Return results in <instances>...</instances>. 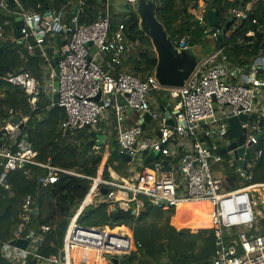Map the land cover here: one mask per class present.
<instances>
[{"label":"built area","instance_id":"1","mask_svg":"<svg viewBox=\"0 0 264 264\" xmlns=\"http://www.w3.org/2000/svg\"><path fill=\"white\" fill-rule=\"evenodd\" d=\"M14 1L23 11L19 18L10 0H0V12L15 15V20L22 21L21 36H18L17 28L5 20L0 25V41H12L28 49L32 55L37 50L41 52L45 59L43 70L46 76L52 81L58 78V92L52 90L57 95L52 98V107L57 106L66 113L61 129L90 127L96 131L101 122L109 125L112 114H115L119 154L131 156V163L143 168L126 178L107 163L109 178L103 175L99 178L86 177L92 184L86 196H91V201L85 207L95 202L94 196L101 192V188L109 189L104 202L113 211L114 208H122L143 212L146 205L143 198L152 207L166 205L176 211L182 204L208 203L211 208L210 229L214 230L216 238L211 264H264V226L261 224L264 221V203L260 199L263 206L260 209L255 199L258 193L256 188H264V183H253L255 178L251 173L263 155L258 148L261 141L258 135L263 131L260 122H264V55L250 66H236L225 53L224 45L199 65L184 87L166 88L159 85L154 72L145 80L127 71L119 72L123 60L139 43L129 39L125 23L111 29L113 11L109 8V0H99L97 19L85 24L80 23V18L86 0H78L77 15L73 13L70 22L64 21L62 12L51 10L50 16L46 17L45 10L44 13L25 11L19 0ZM125 1L131 5V12H135L134 6L138 0ZM202 2L200 8H194L193 15L204 26L205 36H211L216 43V37L223 32V27L220 24L217 28L208 26V4ZM41 8L39 4L37 9ZM233 18L242 23L248 18V13L241 8L234 9ZM8 31L11 32L10 36ZM47 36L52 39L62 36L64 43L57 51L58 75L53 64L54 56L48 53L50 45L43 42ZM247 36H254V32H249ZM182 40L175 44L180 46ZM55 42L52 40L50 44ZM90 42L93 43L92 47L88 46ZM46 76L43 81L47 82ZM6 80L24 90L33 110L39 109L43 86L37 78L28 72H21ZM99 95L100 99H97ZM147 113L151 115V121L143 128ZM242 114L249 117L247 122L242 123L244 134L239 146L244 148V156L237 159L233 150L220 154V150L234 141L229 119ZM132 115L136 121L128 123ZM13 118H19L20 123H14ZM28 119L20 117V112L11 110L0 128L4 138V144L0 147V168H3L0 172V196L2 191L10 192L12 189L10 172L22 171L26 177H30L31 167L45 171L39 177L42 189L56 184L61 174L85 177L54 165L50 159L47 162L38 160V151L32 147L20 127ZM169 120L174 121V125L168 124ZM154 123L156 126L152 127ZM105 140L104 137L96 139L95 154L102 151ZM246 150L251 153L247 168L243 170L238 160H244ZM150 154L155 158L145 165V159ZM165 161L170 166L169 172L161 165ZM156 163L160 164L159 168L152 166ZM219 164H228L235 175L247 181L248 185L234 187L231 178L216 171L215 166ZM145 171L154 174L151 188L142 184L141 177ZM35 207L32 196H27L19 213V223L13 230V240H27L30 250L37 253V242H43L44 234L51 231V226H35ZM78 218L72 228L74 217L70 219L59 258L43 264H67L65 247L69 235L75 244L102 249L105 264H114L106 258L107 255L126 259L141 247L133 235L120 234V231L108 225L82 226ZM9 246L13 250L3 246L0 236V251L8 259L23 264L22 260L30 255V250L22 251L11 244Z\"/></svg>","mask_w":264,"mask_h":264},{"label":"trees","instance_id":"2","mask_svg":"<svg viewBox=\"0 0 264 264\" xmlns=\"http://www.w3.org/2000/svg\"><path fill=\"white\" fill-rule=\"evenodd\" d=\"M199 1L201 0H157L158 17L167 28L174 43H179L187 36L189 37L188 44L195 45L205 37L203 25L189 12L190 7L198 8ZM203 1L213 3L214 10L218 13L220 27H225L229 20L234 19V9L241 8L248 13V18L244 22L240 25L235 23L232 25L231 29L235 30V35L225 43V53L234 65L250 66L256 59L264 55V48L262 47L264 44V2L262 0ZM48 2L53 12H62L63 19L66 22H70L73 16L72 7L79 6L78 0H48ZM19 3L25 11L37 10L44 13L45 5L42 0H19ZM39 4L42 5L40 10L37 9ZM99 8V0H86V7L82 11L80 23L85 24L96 20ZM111 14V29H116L121 23H125L127 27L126 34L129 39L139 43L137 48L123 60L119 72L127 71L141 77L143 80L147 79L155 70L157 55L154 52L151 40L140 30L138 15L133 11L125 14L126 17L122 20L121 15L114 12H111ZM15 18V15L12 16L8 13L0 12V25L5 20H9L16 29ZM249 32H254V36L248 37L247 34ZM8 35H11L10 31H8ZM48 40L58 42L60 47L63 45L62 36H57L55 39L46 37L43 41L45 45H50ZM32 42L35 43L34 40ZM229 45L232 46L229 48ZM48 53L50 55L53 53L51 48ZM44 64L45 59L39 50L32 55L28 49L20 47L12 41H0V128L4 124V120L9 117L11 110L20 112V117H29L22 129V133L27 136V140L32 147L38 151V160L47 162L50 159L54 165L85 177L61 174L60 180L56 184L43 188L39 197V177L45 173L43 169L31 167L32 175L30 177H26L22 171L11 172L9 174V182L12 185L15 196L10 198L8 193L1 192L0 236L3 239L8 232L13 231L19 223V213L22 205L27 196H32L36 205L38 201L40 202V214L38 217H33L34 222L37 221L39 225L51 226V231L45 236L41 246V248H44L43 254L53 257L62 248L66 229L70 219L75 214L77 218L79 217L78 223L82 226H86L85 223L96 220L94 221L96 225L89 227L108 225L120 231V234L130 236L127 233L130 231L127 227L128 224L133 222L144 223L149 215L150 203L146 202L145 210L137 217L134 216L122 220H114L110 217L112 209L104 201H100L99 206L85 208L86 204L85 202L82 204V202L88 195L92 184V181L86 177H97L103 159L102 154H95L96 139L106 138L101 152L103 153L105 148L110 146L109 165L115 162H126L120 157L119 147L116 142V116L112 114L109 125H106L107 122H101L96 131L90 127L70 131L60 130V124L65 120L66 113L57 106L52 107V98L57 96L55 93L51 92L49 94L48 92L45 94L43 92L39 109L33 110L24 90L13 86L6 80L11 75L28 72L31 76L43 82ZM53 64L55 67V59ZM254 119L255 117L252 120ZM103 131H106V134H103ZM258 148L263 151V155L254 171L257 177L264 179V138L259 142ZM2 171L3 168H0V172ZM104 177L109 178L108 169H106ZM244 185H248V183ZM80 205L81 207L79 208ZM176 212L174 209L172 213L175 215ZM100 216H102L103 220L100 219ZM178 218L182 219L183 224L187 223L185 215H179ZM261 224L264 226V221ZM209 231H201V237L204 238L203 235L209 237L212 245L204 249L203 255L205 254L206 261L199 264H210L209 259L216 250L215 235L212 230ZM136 241L142 247L138 252L127 256L128 264H132L135 260L137 261L140 252L145 248L146 250L142 254L144 256L143 262L139 261V264H191L194 259V246H189L182 241L177 243L175 250L171 253H167L164 249V244L157 245L152 243L150 237L148 240L150 243L146 247L141 237ZM181 244H185L186 248L180 247ZM72 245L76 244L73 243ZM94 250L99 253L102 249L95 248ZM102 252L100 251L101 254ZM85 254L86 251L83 250L82 258H80L74 250L72 257L74 259H85L87 258ZM22 263L39 264L32 255L22 260ZM105 263L106 260L102 255L101 264Z\"/></svg>","mask_w":264,"mask_h":264},{"label":"water","instance_id":"3","mask_svg":"<svg viewBox=\"0 0 264 264\" xmlns=\"http://www.w3.org/2000/svg\"><path fill=\"white\" fill-rule=\"evenodd\" d=\"M45 5V14L44 16H50L51 7L49 5L48 0H42ZM11 5L18 13L17 18L23 13L22 9L17 7V4L14 0H10ZM109 8L119 14H129L132 11L131 5L125 0H109L108 1ZM208 10L206 13V18L208 22V26L210 28H217L219 26V18L218 13L214 10L213 3H207ZM78 7L74 9V16L77 15ZM134 10L140 19L139 27L141 32L147 36L152 43L154 52L157 55V65L154 70L155 78L158 83L162 87L166 88H181L184 87L189 79L194 75L199 65L204 62L209 56H211L216 49L223 48L226 41H229L235 35V30H232L231 27L235 23L236 25H240L238 21H234L233 19L229 20L225 27H223V32L219 33L216 37V43L214 46H210L205 43L206 36L201 39L195 45H189L188 40L189 37H184L180 46H177L170 34L168 33L165 25L160 21L158 17V3L157 0H138L134 6ZM22 27V21L19 20L17 22V33L18 36L20 34V28ZM204 27V26H203ZM88 46L92 47L93 43L90 42ZM264 48V44L262 45ZM55 73L59 74V58L55 59ZM52 88L54 92L57 93L59 89L58 78L56 77L53 80ZM100 99V95L97 97ZM163 108V107H162ZM131 113V111L129 112ZM145 123L143 124V128L146 123L151 121V115L149 113L144 116ZM249 117L245 114H242L237 117H232L229 119V128L231 134L234 138V141L226 148L219 151L220 154H225L227 151H234L235 157L238 159L239 157L244 156V148H239L241 145V140L244 134V130L242 128V123L247 122ZM14 123H20L19 118H13ZM168 124L174 125V121L169 120ZM263 131L258 135V139H262L264 136V122H260ZM24 123L20 124L21 129L24 128ZM70 131V130H68ZM4 144V138L2 137V133L0 131V147ZM250 150H246V156L244 160H238V164L242 166L243 170H246L248 161L250 159ZM122 160L126 162H132L131 156L127 154H120ZM155 155L150 154L145 159V165H147L150 161L154 160ZM161 165L164 166V170L167 172L170 171V166L168 162L165 161ZM152 166L160 167L159 163L152 164ZM109 192L107 188H101V192L94 196L95 201H104L105 196ZM42 194V185L40 184V188L38 191V196L40 197ZM39 201L35 207L34 216L38 217L40 214ZM152 208V205H150ZM142 212H139L136 209H128L124 210L122 208H117L115 211H110V217L114 220H122L130 217L138 216ZM38 225V222H35V226ZM11 246L16 247L22 251H29L31 246L27 240H13ZM38 245L41 242H37ZM36 254V250L33 251ZM106 258L111 260L114 264H128L126 259H123L122 256L115 257L111 255H107Z\"/></svg>","mask_w":264,"mask_h":264},{"label":"rangeland","instance_id":"4","mask_svg":"<svg viewBox=\"0 0 264 264\" xmlns=\"http://www.w3.org/2000/svg\"><path fill=\"white\" fill-rule=\"evenodd\" d=\"M202 1L203 0H201V2ZM202 3H200V1H199L198 8H200V4H202ZM193 10H194V8L190 7L189 11L192 14H193ZM59 13H61V12H59ZM121 16H122V18H121L122 20H124L126 17L125 14H122ZM18 21L19 20H16L15 23H17ZM47 37H50V36H47ZM48 41L50 42V40H48ZM205 43L210 45V46L211 45L214 46L215 41L210 36V37H206ZM44 75L46 76L45 72H44ZM46 80H47V82L46 81L41 82V84L43 86V92H45V94H47L48 92H49V94H51V92L53 93V91H52L53 90V88H52L53 81L51 80V78L49 76H46ZM155 126H156V123H154L152 127H155ZM60 130H61V128H60ZM99 154L103 155V159H102V163L99 167L98 174H97L96 178H99L101 175L104 176L106 169H108L107 163L109 162L110 154H111L110 146H107L105 148L104 152L103 153L100 152ZM99 154H97V155H99ZM110 166L113 167V169L115 171H117L119 173V175L126 177V178H130L132 175V172L140 171L143 169L142 167L136 165L135 163H130V162H125V163L115 162L114 164H112ZM215 169L217 172H220L223 176L231 178L233 183H234V187H240V186H243L244 184L248 183L247 181H245L240 176L235 175L234 169L231 168L228 164L216 165ZM108 172H109V170H108ZM251 173L254 174V176H255L253 183L254 182H260V183L263 182L264 183V179L256 176L254 169L251 170ZM179 178H182V176L179 175ZM39 184H40V181H39ZM259 189H260L262 195H264V190H262L261 187ZM259 196H260V194L256 193L255 199L259 204L258 207L260 209H262L263 206L260 203V199H262V196H260V197ZM86 198L84 199V201L88 199V198L87 199ZM143 199L145 200V202L149 203V201L146 198H143ZM84 201L82 202V204L84 203ZM90 201H91V197H90V200L88 202H90ZM99 204L100 203L98 201H95L94 203L90 204L87 207H90V206L96 207V206H99ZM81 205L79 206V208L81 207ZM87 207H85V208H87ZM115 210H117V209L114 208V211ZM173 210H174V208H170L166 205L163 207H160V206L152 207L149 209V215H148L146 221H144V223L141 222L138 224L136 222H133V223L128 224L127 227L130 230L128 232L130 233V235H133V238L135 240H137L139 237H141V240H142L143 244L145 245V247H146V245L148 246L150 243V241H148L149 237L151 238V241L154 244H157V245H160V244L163 245L164 244V249L167 251V253L173 252L175 250L177 243H179V241H182L183 243H185L189 246H192V247L194 246V249H195L194 252L195 253H194V259H193L191 264H199L200 262L206 261L205 257H204L205 254L203 255V251L206 247H211L212 241L209 240L210 238L205 236V235H203L204 238L201 237V233H202L201 231H207L208 232L209 230H212L214 233V230L210 229V227L209 228H200V226L196 223V221H194L195 218L192 214V210L189 207L182 209V211L177 210L175 215L172 213ZM182 214L186 216L187 223L183 224L182 219L178 218L179 215H182ZM75 215L73 216L74 218L76 217ZM135 217H137V216H135ZM100 219L103 220L102 216H100ZM94 221H96V220L90 221V222L85 223V224L88 227L91 225H96V224H94ZM104 226H106V225H104ZM100 227H102V226H100ZM144 229H145V231H144ZM47 234L48 233L44 234V239H45V236H47ZM214 235H215V233H214ZM13 239H14L13 231L8 232L4 236V238L2 239V244L4 247H6L7 250L12 249L9 246V244L13 241ZM185 244H181L180 247L186 248ZM42 245H43V242H41V244L38 245L39 248H38V252L36 254L33 253L34 250L29 251V254L34 256L39 264H41V262L43 264V263H46L47 261H50L52 259H58L59 258L61 249H59L58 253L56 255H54L53 257H51L49 255L46 256L43 254L44 248H41ZM141 247H138V250ZM39 250H41V251L39 252ZM145 250H146V248L140 252L141 256L139 255L137 261L135 260L134 262H132V264H134V263L139 264V261H141V263L143 262L144 256L142 254H144ZM214 254H212V256L209 259L210 264H211V260L214 257ZM126 258H127V256H126ZM18 263H19L18 261H12V260L8 259L0 251V264H18Z\"/></svg>","mask_w":264,"mask_h":264},{"label":"crops","instance_id":"5","mask_svg":"<svg viewBox=\"0 0 264 264\" xmlns=\"http://www.w3.org/2000/svg\"><path fill=\"white\" fill-rule=\"evenodd\" d=\"M73 11L75 9V6L72 7ZM190 12V11H189ZM121 15V14H120ZM16 27H17V23H16ZM64 44V43H63ZM50 48L52 49L53 53L51 54V56H54V59L58 58V54L57 51H59L61 48L60 44L58 42L52 43L50 44ZM136 121V117L134 115H132L131 117H129L128 123H135ZM60 128H61V124H60ZM150 129V127H148ZM104 132V131H103ZM153 177L154 174L149 172V171H145L141 177L142 180V184L143 186L147 187V188H151L152 182H153ZM5 192V191H3ZM9 194V197H14L15 194L13 192V190L11 189L10 192H6ZM90 200V197H88V199L86 200V203ZM262 202L264 203V198L262 199ZM77 217V216H76ZM75 225V223L72 224L71 228ZM14 230V229H13ZM129 233V232H128ZM73 242H70V235L68 236L67 239V243H66V250H67V261L68 264H101V260H102V254L99 253L97 251H95L92 247H87V246H82V245H72ZM75 248L80 249V250H85L86 251V257L85 259H74L72 257ZM74 249V250H73ZM76 253V251H75Z\"/></svg>","mask_w":264,"mask_h":264},{"label":"bare ground","instance_id":"6","mask_svg":"<svg viewBox=\"0 0 264 264\" xmlns=\"http://www.w3.org/2000/svg\"><path fill=\"white\" fill-rule=\"evenodd\" d=\"M94 186H96V184ZM261 188H262V190H264L263 187H261ZM256 191L260 194V196H262V199H263L264 195H262L260 189L256 188ZM88 197H91V196H88ZM186 207H189L192 210V214L195 218L194 221H196V223L200 226V228L211 227V222H210V210H211V208H210V205L208 203H186V204L180 205L178 207V209L182 210ZM76 219H77V217H75L72 220V224L76 222ZM72 224H71V226H72ZM75 251H76L77 256L82 258V250L75 248ZM65 255L67 256L66 247H65ZM67 264H68V261H67Z\"/></svg>","mask_w":264,"mask_h":264}]
</instances>
